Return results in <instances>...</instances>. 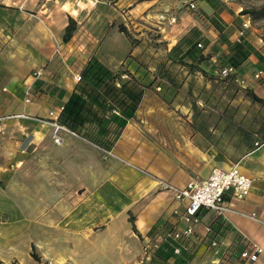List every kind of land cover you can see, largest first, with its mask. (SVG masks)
<instances>
[{"label":"crops","instance_id":"obj_1","mask_svg":"<svg viewBox=\"0 0 264 264\" xmlns=\"http://www.w3.org/2000/svg\"><path fill=\"white\" fill-rule=\"evenodd\" d=\"M0 1L7 4L4 5L5 8H16L13 6L23 8L24 6H31L33 3L37 4L40 0H8L10 3H5L7 0ZM59 1L63 2L64 0ZM157 1L69 0V2L62 3L61 7L66 5L79 6V11L74 10V12L78 14L82 10V17L78 16L82 19L81 23H85L93 16L97 3L114 5L121 11L124 6H127L128 12H136L139 5L145 4L144 9H142L145 13L153 6V9L164 6V3ZM48 2L49 0H41V6L48 5ZM178 2L182 4L180 0H176V3ZM192 3L209 15H213L215 12L214 9L210 8L211 4L207 0H192ZM1 10L0 8V14H2ZM217 10L225 27L231 30L229 35L233 39L236 31L240 29H234V24L241 23V27L244 20H250L248 16L242 13H226L224 6H220ZM180 13L185 12L183 10ZM70 14L72 15L71 12ZM172 15L170 14L169 17ZM72 16L77 20L74 15ZM169 17L167 16V18ZM61 21L62 27L61 31L59 30L58 39H62L61 35L67 25L68 16L61 18ZM190 21L189 28L179 37L175 38L172 34H166L168 35L167 39L171 41L169 44H175L192 27H197L201 31L200 36L205 41L214 42V31L208 22L205 24L195 15L190 16ZM1 23L3 22L0 21ZM171 28H174L172 31H176L175 27ZM114 35V33L107 35L98 48L91 50L83 47L40 50L38 59L27 58L25 49H14L8 46L0 48V111L10 108L11 102L18 103L19 106V110L13 114L0 115V185L5 184L1 177L2 174L8 179L10 171L7 173H2V171L8 169V165L12 161L20 174L25 172L28 158L32 154L41 157V153L46 150L44 148L45 142L52 140L53 129L46 123L50 118L49 112L53 110L57 114L59 113L60 107L78 83L75 75L82 72L84 65L90 58L96 57L111 71L126 75V78L121 79L123 82L133 75L146 86L133 117L127 120L119 138L110 150L101 149L79 136L62 133L64 138L62 146L66 148L67 157L70 155L75 162L79 160L81 162L80 167L86 166L84 163L89 160L84 153L79 154L80 150L86 146L89 148L93 146L98 148L97 150L111 151L113 156L108 157L107 161L112 162L115 166L122 168V166L129 164L146 168L155 176L152 179L143 178L136 172V189L125 197H123L121 190L123 185L128 184L127 181H123L119 176L114 181V195L117 199L115 200V207L121 210L126 205L127 199H130L131 209L129 213L134 216L139 233V236L134 233L131 223L128 221L125 238L120 231H115L113 235L109 234V243L112 242L113 245L121 247L122 244L125 245L129 241L136 243L137 251H129L127 254L129 258L120 257L119 262L121 264L126 262L139 264L136 260V253L139 254L142 251L144 242L156 234H164L181 226L178 217L179 213L183 211V205L174 199L171 191L160 186L159 180L183 187L192 178H206L213 167L227 169L232 164L239 163L241 171L252 180L249 193L243 198L227 194L225 203L229 210L223 215H216L207 209L202 210L199 213L200 223L196 226L193 236L181 241L188 246L186 250L175 254L173 253V245L178 243L167 241L147 261H152V264H264V142L255 148L244 151L239 158H233L232 150L228 147L227 142L215 145L209 143L201 133L187 124L190 121L189 117L186 116L187 114L182 118L181 112H167L164 108L158 112L155 108V105L158 104L156 97L152 95L154 67L143 64L139 60L140 49L137 47H131L128 56L117 51L102 50L101 48L110 40V36L116 38ZM221 47L225 48V46ZM205 52L207 51L205 50ZM204 56H209L208 61L212 67L217 64L214 61L220 62L223 59V53L220 56L213 54ZM127 57H131V61L132 59L137 60L138 63L125 64ZM249 59L254 58L250 56ZM260 65V62H257L255 68L258 69ZM38 67L43 68V73L40 77L35 78L29 73ZM139 67H142L143 71L139 70ZM247 68L241 69L240 74L248 70ZM26 97L29 98L28 102L25 101ZM159 117L162 122H159ZM14 118L16 120H10ZM56 162L54 160L52 164H56ZM146 193L148 196L143 198V194ZM50 194L53 193L50 192ZM17 196L18 199H24L25 189L20 187ZM38 196L41 197V193H38ZM90 209L93 213H97L99 210L96 207L91 208L88 203L83 202L80 206V218H75V215L71 214L63 224L57 227H39V235L33 239L44 242L41 244L42 248L39 253L41 261L47 260L53 264L49 255H55L56 258L64 257L57 260H64L67 262L65 264H73V260H69L71 255L68 256V252L58 257L60 254L57 253H63L59 245V242L63 240L66 241H63L65 244H69V247L77 245V248L81 250L98 248V253L104 257L101 251H104L106 247L104 232H106L107 227L91 233L89 227ZM175 209L178 213H174ZM242 213L246 215L255 213L257 219L249 218ZM24 221V211L17 224L12 223L13 225H10L0 220V260H7L6 257L10 253L14 233L20 234L21 232L24 241L26 225L21 224ZM254 245L260 246L263 251L258 254L254 262H247L240 254L243 251H250ZM155 259L157 262L153 261ZM64 261H61L62 263L56 262L64 264ZM38 263L42 264V262L36 261L29 254H26L22 258L21 264Z\"/></svg>","mask_w":264,"mask_h":264},{"label":"rangeland","instance_id":"obj_2","mask_svg":"<svg viewBox=\"0 0 264 264\" xmlns=\"http://www.w3.org/2000/svg\"><path fill=\"white\" fill-rule=\"evenodd\" d=\"M180 1L182 4L176 3V0H158L157 2L164 3V6L159 9H153V6L145 13L142 11L145 4L139 5L136 12H128L127 6H124L121 11L114 5L97 3L93 16L85 23H81L80 18L83 11L81 10L78 14L74 12V10L79 11V6L61 7L62 3L69 0L63 2L49 0L46 6H41L40 0L37 4L33 3L23 8L18 6L5 8L4 5L7 4L0 1L2 9L0 21L3 22L0 24V48L8 46L14 49H25L27 58L38 59L40 50H57L65 47H83L87 50L98 48L107 35L114 33L116 38L110 36V40L101 49L117 51L124 56L129 55L131 47L140 49L139 60L143 64L154 67L152 95L156 97L158 103L155 105L156 110L161 112L164 108L167 112H181L182 118L187 114L191 121L187 124H190L191 128H195L204 139L214 145L227 142L232 150L233 158H239L244 151L264 142V102L254 101L247 93V90H251L264 100V64L259 59L262 56L264 60V19L251 21V27L247 29L243 39L250 55L241 64L240 69L248 67V70L232 77L222 76L220 69L226 64L214 61L218 65L214 64L212 67L208 61L209 56H204L212 54L220 56L227 51L226 44L217 38L219 34L212 25L210 26L214 31V42L203 39L202 46L197 47L205 57L203 62H193L188 58L181 61L177 55L173 54L172 47L175 44H169L171 41L167 39L166 34H172L175 38L179 37L189 28L190 16L197 15L196 5L194 8L190 7L192 0ZM217 1L218 3L210 8L216 11L220 6H224L226 13L241 14L242 9H257L264 5V0ZM5 3L10 2L7 0ZM183 10L185 13H180ZM70 12L76 17V23H80L76 24L71 39L63 43L62 39H58L62 27L61 18L72 16ZM170 14H173L172 17L175 18L172 23H168L167 16L169 17ZM203 21L205 24L209 23L206 19ZM240 25L241 23L234 24V29L240 28ZM121 26L126 29V32L119 31ZM171 27H175L176 31H172L174 28ZM223 30V35L232 42L233 38L229 35L231 30L225 28ZM119 34L121 36H118ZM181 47L183 51L185 45ZM250 56L254 59H249ZM127 58L125 64L138 63L135 59L131 61V57ZM257 62L261 64L258 69L255 68ZM190 64L194 66L191 67ZM161 66L164 68L161 69ZM139 70H142V67H139ZM256 72H260L257 78L254 76ZM29 74L33 76V72ZM18 110V103L11 102V107L0 111V115H10ZM10 120L14 121L16 118ZM158 120L162 122L160 117ZM91 147L86 146L80 150L79 154L84 153L89 158L84 163L86 166L80 167L79 160L75 162L70 155L67 157L66 148L62 144L54 143L53 139L48 140L45 142L46 150L41 153V157L32 154L28 158L24 173L19 174L13 161L8 165V169L2 171V173L8 171L10 173L8 179H6L7 176L1 175L5 184L0 185V220L10 225L17 224L24 211L25 221L21 224L26 225V232L24 241L21 232L14 233L7 260H0V264H21L22 258L26 254L30 255L32 244L39 255L41 244L44 242L33 239L39 235V227H57L63 224L71 214H74L75 218H80V206L83 202L88 203L91 208L99 209V213L89 210L91 233L107 227L106 232L103 231L106 247L104 251L100 250L104 257L98 253V248L81 250L77 248V245L69 247V244L64 243L65 240L59 242L63 253H57L60 254L58 257L68 252V256L71 255L69 260H73V264H121L120 257L129 258L127 255L129 251H137L135 242L129 241L121 247L113 245L112 242L109 243V234L113 235L115 231H120L123 238L127 235L126 228L129 224L131 209L130 199H127L126 205L121 210L115 207L117 199L114 195V181L118 176L123 181H127L128 184L123 185L121 190L125 197L136 189V172L143 178L152 179L155 176L146 168L129 164L122 168L115 166L107 161L108 157L113 156L111 151L109 154ZM54 160L57 161L56 164H52ZM20 187L25 189L24 199H18L17 193ZM38 193H41V197ZM146 196L148 193L143 194L142 197L146 198ZM144 245L145 242L142 251L139 254L136 253V260L139 264H152V261H147L144 255ZM61 258L64 257L56 258L55 255H49L53 264H59L56 261L62 263L61 261L64 260H57ZM153 261L157 262V259ZM39 262L50 264L47 260L40 259ZM65 263L67 262L64 261Z\"/></svg>","mask_w":264,"mask_h":264},{"label":"trees","instance_id":"obj_3","mask_svg":"<svg viewBox=\"0 0 264 264\" xmlns=\"http://www.w3.org/2000/svg\"><path fill=\"white\" fill-rule=\"evenodd\" d=\"M207 1L211 6L218 3L217 0ZM218 12L216 10L213 15H209L201 8H197L196 16L201 20L206 19L218 32V38L226 44L227 51L224 53L220 64L230 65L236 69L235 74L229 75L232 77L240 74V66L249 57L250 51L246 49L243 43L244 37L240 41L233 40L231 42L223 35V29L227 28ZM241 13L248 15L251 21L264 19V5L257 9H242ZM76 24V20L68 16V22L61 37L63 43L71 39ZM119 31L126 32V29L121 26ZM200 35L201 31L197 27H192L172 47L173 54L177 55L181 61L188 58L193 62H203L205 57L197 49L198 44L202 45L203 38ZM182 45H185L183 51ZM180 49L181 52H179ZM259 59L264 64L262 56ZM190 66L194 65L190 64ZM121 75L111 71L96 57L90 58L80 73L81 78L75 89L60 107L59 123L87 142L101 149L110 150L119 138L127 120L133 117L146 87L133 75L123 82ZM247 93L254 101L264 102L251 90H247ZM134 220L132 213H129L128 221L131 223V228L139 236ZM31 248L30 256L34 260L40 261L33 244Z\"/></svg>","mask_w":264,"mask_h":264},{"label":"built area","instance_id":"obj_4","mask_svg":"<svg viewBox=\"0 0 264 264\" xmlns=\"http://www.w3.org/2000/svg\"><path fill=\"white\" fill-rule=\"evenodd\" d=\"M190 7L194 8L195 5L190 3ZM161 18H163V16H161ZM174 20V17L168 18V23H172ZM249 27L250 20H244L241 28L234 34L233 40L240 41V39L244 37L246 29ZM198 46L201 47L202 45L198 44ZM236 72V69L230 65H225L220 69L222 76L233 75ZM42 73L43 68L38 67L33 71V76L38 78ZM259 74L260 72H256L254 76L257 78ZM121 77L125 78L126 75L122 74ZM80 78V74L75 75L77 81H79ZM25 101L28 102L29 98L26 97ZM49 117L46 123L53 129L51 137L54 143L58 145L62 144L64 140L62 133L77 136L74 132L59 123L56 111H50ZM106 152L110 154V151ZM251 182V178L241 171L239 163H234L227 169L213 167L206 178H192L183 187L159 180L158 183L160 186L171 191L174 195V199L177 200L179 204L183 205V211L179 213L178 217L181 226L164 234H156L148 239L143 247L146 259L150 258L167 241L178 243L177 245H173V253L175 254H179L182 250H186L188 246L181 241L193 236L196 226L200 223L199 213L207 209L213 211L216 215L225 214L229 210L225 203V196L231 194V196L237 198L245 197L251 189ZM174 213H178L177 209H175ZM243 215L252 219H257L255 213ZM207 230H209L208 227ZM262 251L263 249L260 246L254 245L250 251L241 252L240 256L247 262H254L258 254Z\"/></svg>","mask_w":264,"mask_h":264}]
</instances>
